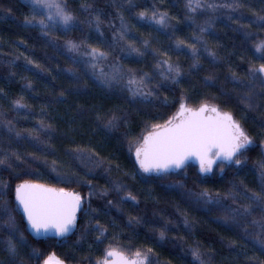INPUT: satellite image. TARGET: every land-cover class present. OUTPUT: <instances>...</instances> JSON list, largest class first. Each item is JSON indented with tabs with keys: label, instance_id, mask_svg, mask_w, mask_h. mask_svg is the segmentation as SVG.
I'll return each mask as SVG.
<instances>
[{
	"label": "trees",
	"instance_id": "trees-1",
	"mask_svg": "<svg viewBox=\"0 0 264 264\" xmlns=\"http://www.w3.org/2000/svg\"><path fill=\"white\" fill-rule=\"evenodd\" d=\"M62 2L75 26L43 33L26 23L28 5L0 0V264H43L53 254L65 264H96L110 245L149 252L151 264H197L193 250L206 264H264V234L252 223L264 213L256 205L244 213L247 197L264 185V85L249 73L264 63L255 51L264 41V0ZM153 12L165 14L167 26L152 21ZM92 48L107 56L95 69L83 54ZM164 61L180 66L178 83L159 75ZM129 77L144 79L152 95L133 96L129 89L141 85H129ZM182 101L232 113L254 144L246 163L209 177L194 167L186 176L139 170L129 144L175 115ZM25 181L81 195L67 239L28 233L14 202ZM201 191L212 201L199 198Z\"/></svg>",
	"mask_w": 264,
	"mask_h": 264
},
{
	"label": "snow or ice",
	"instance_id": "snow-or-ice-1",
	"mask_svg": "<svg viewBox=\"0 0 264 264\" xmlns=\"http://www.w3.org/2000/svg\"><path fill=\"white\" fill-rule=\"evenodd\" d=\"M32 5L34 14L31 18L25 17L26 23H36L42 27H48L45 21L51 23L54 20L56 24L63 25L68 30L75 26V17L67 10L66 5L57 3L56 0H32ZM189 6H191V0ZM140 15L143 18L145 14L141 13ZM38 17L42 18L38 19ZM150 19L161 27L167 26L165 14L153 12ZM259 20L264 21V16H260ZM205 30L201 29V31ZM125 35L122 28L119 39H124ZM196 40L199 42L198 37ZM68 47L71 51H79L81 46L69 42ZM189 48L195 58V44L189 45ZM132 50L138 51L134 48ZM255 51L261 53V59H264V41L256 45ZM83 54L90 57L88 63L93 69L98 67L99 61L107 58L105 52L96 48L85 51ZM210 54L215 55V53ZM162 65H166V67H162L159 75L170 79L173 83H178L182 75L180 66L167 61L162 62ZM99 71L101 76L105 75L103 68H100ZM249 73L253 83L259 79L264 85V63L258 67L253 66L249 69ZM144 75L147 77V74ZM111 78L116 80L123 77L114 74ZM134 83L141 86L129 89L133 96L148 97L152 95L150 90H144V79L137 81L129 77L128 84ZM19 106L23 107V105ZM109 126H114V123L110 121ZM251 144L252 139L230 113L222 112L215 105L207 103L200 104L195 108L181 103L175 115L166 119L163 124L152 125L146 134H142L139 139L131 142L129 151L134 152L136 162L143 173L165 177L185 168L188 162L193 159L199 161V170L204 174L212 170V166L217 160L222 163L239 165L241 163L240 156ZM261 167L264 168V164H261ZM4 187L6 188L7 185L5 184ZM116 190L119 191L120 187L117 186ZM0 194L6 195L3 192ZM196 195L206 203L212 201V197L207 191H201ZM82 199L81 195L76 192L29 181L18 184L14 190L16 209L26 221V229L36 237L48 235L67 237L71 234L76 227L77 212L82 208ZM126 199L135 200V197L129 194ZM247 199L250 204L244 208V213L251 214L252 205L258 206L264 213V185H262L260 193H253ZM216 202L219 203V201ZM4 208L5 211H8L7 201L4 203ZM252 223L258 226L261 233L264 234V215L259 220L254 219ZM7 224L13 234L18 231L16 219L10 212ZM20 236L22 241L23 233H20ZM258 242L264 247V240H258ZM9 251L13 255L16 253V245L11 236ZM33 252L39 259V252L35 249ZM192 255L197 264H206L198 250H193ZM135 256V259H128L123 250L110 245L104 253V257L97 260L96 264H151L147 254L142 255L140 252H136ZM43 264H65V262L53 254L48 256Z\"/></svg>",
	"mask_w": 264,
	"mask_h": 264
},
{
	"label": "rangeland",
	"instance_id": "rangeland-1",
	"mask_svg": "<svg viewBox=\"0 0 264 264\" xmlns=\"http://www.w3.org/2000/svg\"><path fill=\"white\" fill-rule=\"evenodd\" d=\"M21 1L30 7V10H31V16H32V15L34 14L33 5H32V0H21ZM56 2H57V3H60V4H62V5H65L64 2H62V0H56ZM45 11H46V10H45ZM53 11H55V10H53ZM30 18H31V17H30ZM39 18H42V17H38V19H39ZM45 24H47L48 27H42V26H40L39 24H36V23H32L31 25H32V26H35V27H37V28H39L40 31L43 32V33H48V32H52V31H56V30H64V31L68 30V29L64 28L63 25L56 24V23L54 22V20H53V22H51V23H50L49 21H45ZM72 28H73V27H72ZM72 28H71V29H72ZM188 106H189V105H188ZM197 107H198V106H197ZM175 114H176V113H175ZM242 127H243V125H242ZM243 129H244V127H243ZM244 131H245V129H244ZM245 132H246V131H245ZM246 133H247V132H246ZM247 135H248V134H247ZM252 145H254V144H253V141H252ZM250 149H251V148H247V149L244 151L243 155L240 156L241 163H240L239 165H244V164L246 163V161H247V156H248V153H249V150H250ZM234 166H235V164H233L231 167H234ZM189 168H190V166H189L185 171L181 172L179 175H181V176H186V175H187V170H188ZM194 168L197 170L196 167H194ZM227 168H230V167H227L224 163L221 162V163H219V164L216 166V168L214 169V172H213V174H212L211 176L219 175V174L225 172ZM82 201H83V200H82ZM141 254H147L148 257L152 260V255H151L149 252L141 253ZM55 257H57V256H55ZM57 258H58V257H57Z\"/></svg>",
	"mask_w": 264,
	"mask_h": 264
},
{
	"label": "water",
	"instance_id": "water-1",
	"mask_svg": "<svg viewBox=\"0 0 264 264\" xmlns=\"http://www.w3.org/2000/svg\"><path fill=\"white\" fill-rule=\"evenodd\" d=\"M181 103H184L186 106H188L187 105V103L185 102V101H182ZM209 105H212V104H209ZM216 107H218L222 112H226V113H230V112H228V111H224V110H222L219 106H217V105H215ZM180 107V106H179ZM188 107H192V106H188ZM192 108H195V107H192ZM179 109V108H178ZM178 111V110H177ZM177 113V112H176ZM232 116H233V118H234V120L235 121H237L240 125H241V127H242V124L237 120V118L232 114V113H230ZM243 128V127H242ZM253 145L251 144L248 148H251ZM133 158H134V161H135V164H136V166H137V168L140 170V168H139V165H138V163L136 162V159H135V155H134V153H133ZM218 163H221V161L220 160H217L216 162H215V164L212 166V170L209 172V173H207V174H202V177H206V176H211L212 174H213V172H214V169H215V167L217 166V164ZM227 167H231L233 164H231V163H224ZM190 165H193V166H198L199 167V169H200V165H199V161H197V160H195V159H193V160H191V161H189L188 162V164H187V166L185 167V168H183V169H180V170H178V171H176V172H173V173H170V174H168V175H179L181 172H183V171H185ZM235 166H239V165H236L235 164ZM142 171V170H141ZM146 174V173H145ZM148 175V174H147ZM148 176H152V175H148ZM33 183V182H32ZM39 184H43V183H39ZM43 185H45V184H43ZM47 186H49V185H47ZM52 187V186H51ZM56 188V187H55ZM72 192H75V191H72ZM77 193V192H76ZM82 208H83V204H82ZM82 208H81V210L80 211H78L77 212V218H78V216L80 215V213H81V211H82ZM21 214V213H20ZM22 215V214H21ZM23 217V216H22ZM28 233L30 234V235H32L29 231H28ZM70 235V234H69ZM69 235L67 236V237H57V236H55V235H48V236H41V237H36V236H34V235H32L33 237H35V238H43V239H57V240H64V239H67L68 237H69ZM108 250V249H107ZM121 250V249H120ZM106 252V251H105ZM124 252V251H123ZM124 254H125V256L128 258V259H135L136 258V256H135V254H131V253H127V252H124ZM142 255H144V254H142ZM148 256V255H147ZM149 258V257H148ZM149 260L151 261V259L149 258Z\"/></svg>",
	"mask_w": 264,
	"mask_h": 264
},
{
	"label": "flooded vegetation",
	"instance_id": "flooded-vegetation-1",
	"mask_svg": "<svg viewBox=\"0 0 264 264\" xmlns=\"http://www.w3.org/2000/svg\"><path fill=\"white\" fill-rule=\"evenodd\" d=\"M218 164H219V163H218ZM218 164H217V165H218ZM190 167H196V168H197V172H198V174L202 176V174H203V173H201V172H200V170H199V167H198V166H193V165H190ZM215 168H216V167H215Z\"/></svg>",
	"mask_w": 264,
	"mask_h": 264
}]
</instances>
